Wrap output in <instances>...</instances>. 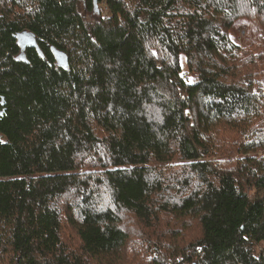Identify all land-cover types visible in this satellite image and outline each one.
<instances>
[{
    "label": "trees",
    "instance_id": "1",
    "mask_svg": "<svg viewBox=\"0 0 264 264\" xmlns=\"http://www.w3.org/2000/svg\"><path fill=\"white\" fill-rule=\"evenodd\" d=\"M0 264H264V0H0Z\"/></svg>",
    "mask_w": 264,
    "mask_h": 264
},
{
    "label": "rangeland",
    "instance_id": "2",
    "mask_svg": "<svg viewBox=\"0 0 264 264\" xmlns=\"http://www.w3.org/2000/svg\"><path fill=\"white\" fill-rule=\"evenodd\" d=\"M231 34H233V35H237V37L239 38V41L241 42V43H243L244 41H245V38H246V31L245 30H238L237 32H234V31H232V33Z\"/></svg>",
    "mask_w": 264,
    "mask_h": 264
},
{
    "label": "water",
    "instance_id": "3",
    "mask_svg": "<svg viewBox=\"0 0 264 264\" xmlns=\"http://www.w3.org/2000/svg\"><path fill=\"white\" fill-rule=\"evenodd\" d=\"M58 61H59V63H63L64 62V59L63 58H58Z\"/></svg>",
    "mask_w": 264,
    "mask_h": 264
}]
</instances>
